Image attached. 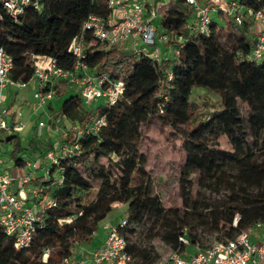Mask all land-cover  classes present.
Instances as JSON below:
<instances>
[{"label": "trees", "instance_id": "16d2710c", "mask_svg": "<svg viewBox=\"0 0 264 264\" xmlns=\"http://www.w3.org/2000/svg\"><path fill=\"white\" fill-rule=\"evenodd\" d=\"M239 1L264 9V0ZM108 12L107 0H44L40 9L27 7L18 19L0 10V47L13 59L11 78L30 82L34 56L54 58L59 66L72 69L70 42L89 15L105 17ZM159 13L169 34L183 36L182 42L170 41L180 50L178 59L125 55L119 47L106 49L97 41L88 49L85 62L93 72L124 82V93L115 104L90 108L67 84L56 86V98H66L55 111L49 105L54 113L82 128L100 116L107 124L99 134L84 136L79 153L61 157L51 167L50 181H35L45 186L44 193L55 204L46 210L26 249H17L14 238L0 227V264H63L76 246L93 243L100 223L116 204L128 207L129 225L123 234L138 264H155L161 255L154 245L142 244L131 224L149 225L151 236L183 253L197 245L206 248L201 241L204 230L215 234L216 242L227 241L264 223V59L247 58L256 46L255 21L245 18L238 23L221 13L227 25L212 21L206 35L188 28L194 12L186 0H168ZM197 86L223 95V126L235 152L201 148L193 138L203 126L196 125L199 114L191 100ZM152 118L183 136L182 173L198 172L202 185L220 195L218 199L184 196L182 207L163 205L146 170L149 156L142 150L143 122ZM51 139L34 135L26 147L19 135H12L2 141L4 154L21 167L28 162L26 156L43 158L52 150ZM58 174L63 180L56 186Z\"/></svg>", "mask_w": 264, "mask_h": 264}, {"label": "built area", "instance_id": "2783aa9c", "mask_svg": "<svg viewBox=\"0 0 264 264\" xmlns=\"http://www.w3.org/2000/svg\"><path fill=\"white\" fill-rule=\"evenodd\" d=\"M44 0H0V10L18 19L27 7L40 9ZM166 0H107L108 14L105 17L91 14L84 22L81 32L69 44L68 51L75 58L72 69H64L58 61L48 56H34L35 75L30 82L11 78L13 59L0 47V227L15 240L17 249L31 245L37 231V224L43 221L46 210L55 204V199L46 195L45 186L34 184L35 173L27 172L16 176L10 169L14 163L3 153L2 141L12 135L21 134L26 124L22 111L11 112L7 106L5 91L29 87L32 83L34 113L42 109L48 122L40 120L36 124L35 135L42 138L44 133L50 138L58 137V148L45 153L48 164L44 168V178L51 180L53 165L59 164L61 157L75 155L81 149V140L86 135H97L106 126L105 116L96 118L89 126L82 128L77 121L65 115L49 111V105L56 101V86L67 84L76 91L87 107L99 103L115 104L124 93V82L114 80L106 73L93 72L85 62L88 49L97 41L106 49L119 47L133 48L134 54L148 56L155 61L166 57L164 47L170 50L174 59L180 50L170 44L171 40L182 42L183 36L169 34L162 25H156L160 8ZM193 10V21L188 25L192 32L210 34L212 14H224L241 23L250 18L264 25V9L243 6L239 0H231L228 6L218 4L217 0H186ZM249 60L264 59V29L257 32L256 46L247 56ZM63 123V125H61ZM30 164L28 161L26 164ZM39 167V166H37ZM63 175L58 174L54 185L62 184ZM237 222V220H236ZM128 217L108 227L103 246L89 251L91 264H138L127 249V239L123 231L128 227ZM260 226V223H257ZM188 244L187 239L180 238ZM73 250V254L75 250ZM48 254L44 256L47 260ZM66 258L63 264H70ZM77 264H84L79 262ZM155 264H264V242L257 244L247 232L235 238L218 241L213 245L195 247V252L186 254L173 250L166 258Z\"/></svg>", "mask_w": 264, "mask_h": 264}, {"label": "rangeland", "instance_id": "374dc122", "mask_svg": "<svg viewBox=\"0 0 264 264\" xmlns=\"http://www.w3.org/2000/svg\"><path fill=\"white\" fill-rule=\"evenodd\" d=\"M223 1L225 6L231 0H217ZM213 21L219 26L227 25V20L222 14H212ZM162 16L158 15L155 22L156 25L161 23ZM125 55L134 53L133 48L121 49ZM169 58L173 54L168 55ZM33 83L23 89L15 90L8 88V105L11 107V112L18 109V106L26 104L32 109L35 108V101L33 99ZM66 97L56 98L60 102H56L57 106L63 104ZM15 102H12L13 100ZM191 100L196 106L199 114L197 124H202V128L196 132L193 138L199 141V147L206 149H224L229 152H235L234 146L223 126L224 115V97L221 93L213 92L204 89L202 86H197L192 93ZM100 104L103 103L101 100ZM97 104L90 108H95ZM24 107L23 114L28 117L29 108ZM59 107V106H58ZM58 109V108H57ZM56 109V110H57ZM33 116V120L27 122L24 131L19 134L22 144L28 147L29 139L35 135V130L32 129L40 120L48 122L47 115L42 109L37 110ZM24 119V117H23ZM144 140L143 152L148 154L149 162L146 167L151 180L155 184L156 192L159 194L163 205L166 208L182 207L183 197L189 196L191 198L204 199H218L220 195L210 192V190L202 185L198 172H189L187 175L182 173V166L185 163L186 151L183 147V136L176 133L168 124L160 119L152 118L149 122H143ZM49 137V136H48ZM47 134L44 133L41 139L45 140ZM52 139L58 142V137L52 135ZM55 148V146H54ZM52 148V149H54ZM11 149V146H9ZM3 153L5 149H3ZM24 156V155H23ZM109 217L114 219L117 223L124 217H128L127 205H119L113 209ZM136 229L139 233V238L143 245H154L156 251L161 255V259L166 258L174 248L166 244L161 238H154L150 235L151 227L149 225L130 226ZM201 241L204 247H209L216 242V235L204 230L201 235ZM191 249V248H190Z\"/></svg>", "mask_w": 264, "mask_h": 264}, {"label": "crops", "instance_id": "0c3cea01", "mask_svg": "<svg viewBox=\"0 0 264 264\" xmlns=\"http://www.w3.org/2000/svg\"><path fill=\"white\" fill-rule=\"evenodd\" d=\"M166 1L168 2V0H166ZM218 4H220L222 6L225 5L223 1H219ZM263 29H264V25L261 23H256L253 27L254 33H257ZM169 54H170V50L166 49L165 55L168 56ZM5 97H6V103H7V101H8V89L5 91ZM15 101L16 100L14 99L12 102H15ZM56 102H60V100H56L54 103H52V107L54 108V111H55V109L58 108V106H60V103L57 106ZM7 106L11 110V107L8 105V103H7ZM26 106H27L26 104L20 105V106H18L17 110L12 111V112L15 113L17 111H22V113H23V109ZM28 108H29L28 109L29 110L28 117L26 118L25 114H23L25 123H26V121L27 122L32 121L33 116L35 115L33 112L34 109H32L31 107H28ZM49 111H51V113H54V111L50 110V108H49ZM32 129L35 130L36 125L34 127L32 126ZM50 142L53 143V145L55 146V149L58 148V142H56L54 139H51ZM26 158L28 159V161H30V164L28 163V164H25L24 166H21V167L12 165V168L10 171L16 176L24 175L27 172H34L36 180L38 178H44V168L48 164L47 160H45L44 158H41L38 155L36 158H28L27 156H26ZM37 166H39V167H37ZM34 184H36L35 181H34ZM119 205H125V204H119ZM116 206H117V204L115 205V207ZM109 214L100 223L99 230L95 234L93 243L91 245H87V246H79L75 250V253L73 254V256L71 258L70 264H77L79 262H84V264H91L90 259H89V251L92 249H96L98 247L103 246L105 239H106V236L108 234V227L112 226L116 223L114 219L109 217ZM249 234H250L253 242H255L257 244L263 243L264 242V223H260V226L256 224L255 227L251 230V232ZM194 252H195V248H191V249L188 248L185 251L186 254H190V253H194Z\"/></svg>", "mask_w": 264, "mask_h": 264}]
</instances>
